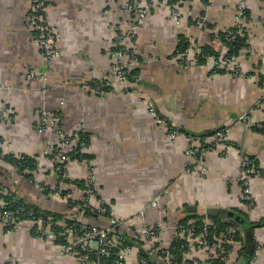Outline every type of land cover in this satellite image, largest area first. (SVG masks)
<instances>
[{
  "label": "crops",
  "instance_id": "crops-1",
  "mask_svg": "<svg viewBox=\"0 0 264 264\" xmlns=\"http://www.w3.org/2000/svg\"><path fill=\"white\" fill-rule=\"evenodd\" d=\"M123 1L44 0V20L56 35L58 56L46 68V82H28V68L45 70L27 23L33 0H0V103L13 113L9 124L0 120V150L34 156L38 162L30 181L0 160V183L25 201L62 215V227L69 218L105 226L114 216L119 231L137 240L128 252L131 261L144 255L148 264H167L148 249L168 248L175 226L187 215L219 208L241 219L239 212L251 221L264 219V133L253 129L264 117L257 105L263 92L264 0H246L247 45L239 74L214 72L205 60L181 61L174 54L179 35L188 46L221 50L217 35L232 27L237 0H190L181 5L179 22L169 19L168 4H159L140 23L124 11ZM124 31L131 39L125 40L122 61L131 65L127 80L121 81L108 71L115 62L116 34ZM96 86L101 87L99 93ZM41 107L60 113L57 126L65 134H87L83 155L91 163L69 158L64 166L66 178L76 183L58 182L59 169L50 154L42 153L54 150L58 138L38 128ZM244 112L249 121L238 120ZM221 127L227 133L224 146L201 149L200 142H218L215 135ZM168 128L180 134L171 139ZM191 137L199 139L194 156L187 154ZM65 148L68 154L75 152L72 145ZM242 155L256 161L260 170L252 178L255 204L250 208L237 181ZM91 171L96 193L89 196L90 208L69 204L68 199L83 203L86 195L79 181L84 183ZM41 185H59L68 193L61 195L54 188L48 194ZM103 206L106 210L99 212ZM143 225H159L160 232L143 239ZM10 226L0 220V264H74L62 244L43 236L34 222ZM240 230L245 251L249 229L242 225ZM252 233V258L264 264V224ZM242 248L232 249L226 264H248ZM192 255L190 260L205 264L201 250Z\"/></svg>",
  "mask_w": 264,
  "mask_h": 264
},
{
  "label": "built area",
  "instance_id": "built-area-1",
  "mask_svg": "<svg viewBox=\"0 0 264 264\" xmlns=\"http://www.w3.org/2000/svg\"><path fill=\"white\" fill-rule=\"evenodd\" d=\"M190 0H176L175 3L169 4L167 0H124L122 2V8L129 15L134 17V22L140 23L147 16L149 11L156 5L159 4H168L169 19H173L179 22L181 16V5ZM209 1V0H207ZM237 8L235 19L232 27L225 28L222 31H228L231 28L235 30L230 32L231 39L236 37H244L245 28L243 23V17L246 11V0H237ZM44 9V0H33L31 5V10L27 17V23L30 25L31 29L34 31L33 38L35 42L41 47V52L43 53L44 59L47 62H50L51 59L57 55V44H56V35L49 27V25L44 20L43 15ZM127 31H130L127 30ZM124 32H119L115 37L116 51L114 52L115 62L108 71L110 76L117 77L121 81H126L129 73L128 67L131 63L126 65L123 62V52L125 48L123 47L126 39H131V31L126 35ZM222 49L217 50V55L208 54L204 55L199 47L188 46L183 52H178L176 58H179L181 61H187V58L191 57L195 61L200 57H205V62L210 68L222 69L229 71L233 74L240 73V57L242 52L245 51L246 46H243L237 54L229 55L227 54L228 48L222 43ZM46 64V62H45ZM28 79L37 78L40 80L45 79V74L41 72H36L30 70L26 75ZM100 86H96V91L99 93L101 91ZM260 109H264V87L262 95L257 103ZM10 111L0 103V118L9 122L12 118L10 116ZM60 118V115L56 112L46 111L42 108L38 114V124L39 129L42 131H53L57 138L59 139V144L54 150H50L47 154H50L52 161L56 167L60 170L62 165L65 166V163L69 160L68 151L66 146L72 145L75 149L83 153L84 148L87 146L86 141L81 140L78 135L71 134L66 135L60 129H58L57 123ZM238 120H247L249 121L248 113L244 112L239 115ZM256 123H260L256 122ZM262 124H260L261 126ZM180 132L176 129L168 128L167 135L171 139H175ZM226 129L218 131L216 133L217 141L226 139ZM192 144L187 149V154L194 156L199 148V139L191 137ZM80 163L90 164V159H77ZM249 159L247 156L242 155L240 157L239 165V174L237 176V181L240 185V194L241 198L245 201L247 207H253L255 201L251 196L252 188V178L259 174V171L249 167ZM63 166L62 175L66 178L65 168ZM86 186L84 193L86 198L83 201V207L90 208L88 204L89 196L96 193L95 191V175L91 171L87 174ZM155 200L151 201V204H156ZM99 212L105 211V207L98 209ZM203 216L202 226L198 231L195 230L194 220H189L187 224H180L175 226L176 236L182 238L185 242V248L182 251V259L180 262H176L173 258V255L169 252L167 248L159 249L155 245H152L148 249V253L160 255L162 259L166 261L167 264H201L200 261L190 260L192 258V252L194 250H201L204 254L205 264H213L214 260H220L226 263L229 254L232 249L235 247L242 248L243 240L235 237V229L227 228L223 231H218V225L211 219L207 217L205 213H201ZM73 219V218H72ZM0 220L4 226H10L12 223L16 222V217L11 212H0ZM75 221H79L74 218ZM37 224L43 236H46L51 239H56V234L50 229V227L43 223L40 219L37 221H32ZM80 222V221H79ZM120 221L114 217L110 216L108 220V225L101 226L97 224H87L80 222L79 225L66 224L64 225V230L59 234L63 237L64 243L62 248L64 253L73 258L74 264H98L99 258H93L90 256L92 250L97 251V257H109L112 252L115 255L113 264H148V258L144 256H137L133 261L128 257V252L132 245H126L124 235L118 230L117 225ZM16 224V223H15ZM160 232V226H145L143 225L139 229V234L143 239H151L155 237ZM163 255V256H162ZM256 261L254 258H251L248 264H255Z\"/></svg>",
  "mask_w": 264,
  "mask_h": 264
},
{
  "label": "trees",
  "instance_id": "trees-1",
  "mask_svg": "<svg viewBox=\"0 0 264 264\" xmlns=\"http://www.w3.org/2000/svg\"><path fill=\"white\" fill-rule=\"evenodd\" d=\"M203 1L206 2L207 0H203ZM175 2H176V0H167V3H169V4H173ZM234 30H235L234 28H231L228 31H220V32H218V35H217L218 38L220 39V41L227 46L228 56L232 55V54H237L238 51L243 46L247 45L246 37H236L235 36L233 39H231V34H229V33L233 32ZM187 47H188L187 39L183 35H179L178 40H177L176 50H175L174 54L176 55L178 52H183ZM199 49L201 50V52L204 55H208V54L217 55V53H218L217 50H214L213 48H210L209 46H203V47H200ZM204 59H205V57L204 58L200 57L199 59H197V61L204 62ZM212 69L214 70L215 68H212ZM219 71H223V70L222 69H216L215 72H219ZM259 84L262 87H264V72L259 77ZM263 111H264V109H263ZM260 124H262V125L260 126ZM223 129H224V127H221L218 130L222 131ZM253 129L255 131L264 133V117L260 120V123L254 124ZM76 134L78 135V137L81 140H87V138H86L87 134L85 132H83L82 130L77 131ZM190 135H193V134H190ZM224 140H226V139H222L221 141H218L216 143L213 141V142H205V143L201 144V142H200V148L206 149V150H212L215 148L216 145L217 146H224V144H223ZM200 141H201V139H200ZM221 142H223V143H221ZM68 157L71 159H82L86 156L83 155V153H81L78 150V148H76L75 152L73 151V152H70L68 154ZM248 159L250 161L249 167H252L253 169L260 171L259 167L256 164V161L250 159L249 157H248ZM0 160L10 164L19 174L25 176L28 180L34 181V179L32 178V174L38 168V162H37L36 157L28 156V155L4 154L0 150ZM63 166L64 165H62V169L59 170L60 172H59V176H58V182H67V183L68 182H74V183L78 182V180L73 181L69 178H65L62 175V171L64 170ZM79 185L83 186V188L85 189L86 182L82 183V181L81 182L79 181ZM41 186H42L43 190L46 191L47 193H49V191H52L46 185H41ZM57 190H59L61 195H66L68 193L67 190H60L59 185H56V188L53 191H57ZM73 202L76 203L78 205V207H81L83 205V203L80 201L78 202V201H72L71 199H68L69 204L73 205L74 204ZM2 211L13 213V215L16 217V222H15L16 224L18 222H20L21 220L37 221L38 219H40L43 223V226H45V224H47L50 227V229L56 234V241L60 244L64 243L63 237L59 234L60 232H62L64 230L62 225L59 224V220L62 219V217H63L62 215L55 214V213L48 211V210H43V209L39 208L38 206L25 201L22 197L18 196L15 192L5 189L2 185V183H0V212H2ZM239 213H240V216L243 218L242 219L243 220L242 225H243L244 230L245 229L252 230L257 226H262L264 224V219L259 220V221H251L248 219V216L246 213H243V212H239ZM207 217L209 219L213 220L218 225V231H223V230H226L227 228L231 227V225L228 222L222 221L219 218H213V217H209V216H207ZM189 220H194L195 230L198 231L199 228L202 226L203 216L201 214H199V215H197V214L187 215V217L182 218L181 221L177 225L187 224V222H189ZM80 222L75 221L74 218L73 219L69 218L66 220L67 224L75 223L76 225H79ZM15 223H12V225H16ZM35 225H37V224L35 223ZM242 225H240V227H234L233 226V228L235 229V237H237L241 240H242V238L244 239L243 230H240ZM125 241H126V245H132V244H135L134 242L137 240L126 238ZM184 248H185L184 240L182 238L176 236V237H174L170 246L167 249L173 255L174 260L176 262H180L182 259L181 255H182V251L184 250ZM240 253L241 254L244 253L245 256H247L248 261L252 258L251 254L250 255L246 254V252L244 251V247L241 249ZM90 256L93 258H99L100 264H113V261L115 259V255L113 252L109 257H97L98 256L97 251L92 250L90 252ZM142 256H144V255H142ZM144 257H147V256H144ZM213 264H226V263L223 261H220L218 259V260H214Z\"/></svg>",
  "mask_w": 264,
  "mask_h": 264
},
{
  "label": "water",
  "instance_id": "water-1",
  "mask_svg": "<svg viewBox=\"0 0 264 264\" xmlns=\"http://www.w3.org/2000/svg\"><path fill=\"white\" fill-rule=\"evenodd\" d=\"M195 207H188L187 210H193ZM205 214L214 218H227L226 222L230 223L234 227H240L242 225V219L239 217H234L232 213L227 212L226 209L219 208H207ZM245 240H246V249L245 252L247 255H250L254 249V241H253V233L252 230H247L245 232Z\"/></svg>",
  "mask_w": 264,
  "mask_h": 264
},
{
  "label": "rangeland",
  "instance_id": "rangeland-1",
  "mask_svg": "<svg viewBox=\"0 0 264 264\" xmlns=\"http://www.w3.org/2000/svg\"><path fill=\"white\" fill-rule=\"evenodd\" d=\"M57 44V43H56ZM39 46V45H38ZM40 47V46H39ZM40 50H41V47H40ZM57 51H58V49H57ZM41 54H42V61H43V64H44V66H45V70L44 71H37L35 68H28L26 71H25V79H26V81H28V82H31V81H33V80H35V79H37V78H33V79H28L27 78V74L30 72V70H33V71H36L37 73L38 72H41V73H44L45 74V79L44 80H41V81H43V82H46L47 81V79H48V69H46L47 68V66H48V64L51 62V61H53V60H55L56 59V57L58 56V53H57V55L56 56H54L52 59H51V61L50 62H47L45 59H44V56H43V53L41 52ZM45 62H46V64H45ZM40 80V79H39ZM4 105V104H3ZM5 106V105H4ZM6 107V106H5ZM42 108H44L46 111H52L53 112V110H49V109H46L45 107H41L40 108V110L42 109ZM6 109H7V107H6ZM8 110V109H7ZM11 112V111H10ZM55 112V111H54ZM56 113H58V112H56ZM59 115H60V113H58ZM10 116H12V118L11 119H13V113L11 112L10 113ZM0 120L3 122V123H8L9 124V122H7L6 120H2L1 118H0ZM61 120V116H60V118H59V120H58V123H59V121ZM11 121V120H10ZM57 123V124H58ZM37 126L39 127V124L37 123ZM58 129H60L59 127H58ZM45 132V131H44ZM65 134V133H64ZM67 135V134H66ZM59 139H58V144H59ZM1 144V143H0ZM48 152H50V148H47V149H45L42 153L44 154V155H48L47 153ZM32 178L34 179V177H33V174H32ZM49 188L51 189V190H53L54 188H53V186H49ZM43 189V188H42ZM64 190V189H63ZM48 194H50V193H48Z\"/></svg>",
  "mask_w": 264,
  "mask_h": 264
}]
</instances>
